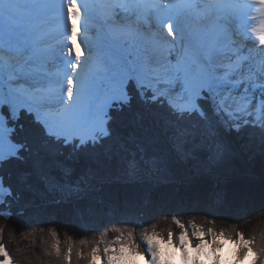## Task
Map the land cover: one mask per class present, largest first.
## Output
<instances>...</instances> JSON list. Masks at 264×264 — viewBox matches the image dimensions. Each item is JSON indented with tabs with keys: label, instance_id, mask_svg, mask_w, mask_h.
Returning <instances> with one entry per match:
<instances>
[{
	"label": "trees",
	"instance_id": "trees-1",
	"mask_svg": "<svg viewBox=\"0 0 264 264\" xmlns=\"http://www.w3.org/2000/svg\"><path fill=\"white\" fill-rule=\"evenodd\" d=\"M137 85L132 75L126 78L125 101L110 103L105 115L106 136L81 146L78 140L66 143L48 135L28 109L21 107L12 115L8 102L3 103L10 139L21 149L0 163V185L7 192L0 202V261L90 264V251L113 241L109 227H129L125 220L109 221L108 228L97 219L89 221L90 214L97 217L100 203L108 218H134L144 211L140 201L154 206L186 184L192 193L181 200L194 206L222 194L237 213L238 233L249 242L254 264H264V233L256 237L242 229L250 228L243 223L246 208L264 209V128L251 122L236 127L223 113L227 132L213 115L205 90L196 95L200 112L188 113L177 111L165 98L154 99L142 83ZM90 162L98 165L95 171L87 168ZM88 183L91 188L86 190L83 185ZM94 189L103 191L100 202L88 201ZM128 203L137 212L126 209ZM122 206L121 215L112 212ZM197 211L195 223L208 229ZM25 218L28 223H20ZM189 219L177 217L184 226ZM177 220L174 216L163 227H157L158 221L146 227L162 234L160 228H174ZM21 225L31 228L26 237ZM89 228L90 237L85 235Z\"/></svg>",
	"mask_w": 264,
	"mask_h": 264
},
{
	"label": "rangeland",
	"instance_id": "rangeland-1",
	"mask_svg": "<svg viewBox=\"0 0 264 264\" xmlns=\"http://www.w3.org/2000/svg\"><path fill=\"white\" fill-rule=\"evenodd\" d=\"M229 1L231 2V0ZM151 2L154 4L152 10L144 8L145 10L142 11L145 12L147 16H145L144 20L139 22L130 21L132 14L137 15V13L132 10V13L130 12L129 14L130 18L127 20L128 17H126L127 13L125 11L126 1H124L125 6H117V4L114 3L111 9L108 10L110 18L108 20L107 30H104V35L102 34L103 42L101 41V45L97 48V53L95 51L94 54L88 57L91 64L98 65L102 68V75L95 80L92 76L87 74L86 79L82 80L83 89L89 95L87 106L89 108L90 117L87 121L81 117L82 115H80L77 110L74 111L72 115L68 116L69 119V117L74 115L76 120L73 122H68L62 126V123L59 124L54 121L55 119H60L63 111H65V106H60L59 103V101L63 100V97L60 96L58 99H47L49 95L52 94V92L50 94L48 93V87L52 90V86H46V90L43 86H40L42 88L39 92H46V95L44 97L38 96V86H36V88H30L29 86H32V84L29 85L28 82L30 73H38L37 71L33 70L32 72L31 69L30 73L25 74L21 79L20 76L23 75V71H19V69L15 68V66L20 64V61L6 62L7 60H0V163L10 157H16L18 151L21 149L19 145L17 146L14 144L13 139H10L12 129L8 127L6 117L1 114L2 112L8 115L6 107L2 106L3 103L6 101L8 102V108L12 115L17 114V111L21 107L28 109L32 115L36 117V121L44 124L45 131L48 135L54 136L57 139H64L66 143H70L72 140H78L79 146H81L87 143L97 142L100 138L106 136L107 119L105 115L108 113L110 103L125 101L124 84L126 83V78L131 75L133 78L135 77L138 84L137 86H140L142 83L155 96L154 99L159 97L165 98L177 111L188 113L195 111L200 112L196 95L197 92L202 89L209 94L213 115L217 117L219 123L220 120L215 114V112L218 113V109L226 114L228 118L235 123L236 127L241 126L245 122H251L264 128V45H260L255 38L256 41H252L255 33H251V31L249 33L247 29L252 28V30H255L253 29L255 25L247 18L242 19V14L238 15V17H241L240 20H237V17H232L230 15L234 13L231 9H226V7L223 9L221 8L224 13L220 16L224 18L225 21H220L214 26L212 25V32L214 33V30L218 27L216 44H225L224 49L226 50V55L234 56V59H239L230 62L229 66L226 67L227 75L231 79L230 82L222 80V64L224 61L221 58L223 57V53L220 54V52H217L216 59L221 64L220 68L215 64H213V67L209 66L207 77L201 75L199 80L196 73L198 65H195L194 59L189 57L187 66L188 71L187 73H182L187 78L184 82L185 84L179 86L180 82L177 84L174 83L175 80H173L171 84H174L171 86L167 81H162L155 77V75L150 74L145 61L146 55L148 51H150L148 47L157 46V52L165 54L166 59L168 58L165 62H168L167 67H169V69H175L177 64H180L178 60L170 61L169 58L171 56L177 59L179 56L178 51L180 50L179 52H182L183 48H181L180 44L177 45L175 38L169 34L167 30H163L165 28L163 19L168 10L166 0H152ZM232 3L235 5L231 8L240 7L237 6L239 5V0H232ZM29 5L32 7L31 2L26 5V7H29ZM106 5L107 6H97V8H108L107 3ZM197 6L199 10V5ZM94 8L95 7L91 10H94ZM159 9H161V11L165 10L162 12L165 15H163ZM187 9H189V7ZM146 10L148 11L146 12ZM227 10H229V12H227ZM202 11L203 8L201 12L198 11L196 14H194V11H186V15L192 20H188V23L184 20V23L188 25V27L192 26V28H195L198 26L199 28V26H201L199 22L204 19L201 17L203 16ZM209 12L211 11H208V13ZM140 18L141 17H139V19ZM207 22L210 23V21ZM207 22L203 21L202 26L210 28L211 24ZM106 23L107 21L103 22L104 26H106ZM134 24L137 26H134ZM114 27L117 29H113ZM49 28V23L42 28V30L45 31L43 39L48 38L47 32ZM15 29L17 30L16 35L20 38H23L27 33L24 26ZM118 29L122 30L119 31V33L126 32L125 35L127 36L134 33L133 42L128 38H124L125 35L119 37L117 35ZM56 30V27L50 30L53 34L49 35H54V31ZM92 30L93 29H91V31ZM189 32L190 35L192 31ZM115 34L116 38L113 37ZM177 34L185 36L187 31L179 30ZM65 35H67V33ZM39 36L40 35H38V37ZM227 37L230 39L227 40ZM87 38L91 39L92 37L90 36ZM63 41H54L49 45L45 43L44 47L40 46L39 48L40 50L43 49V54L47 52H50L51 55L53 54L52 56H54L56 60L52 69L43 70L47 76L42 82L44 84V82L46 83L50 81L51 78L56 77L60 81V90L57 88L55 89L60 91V94H63L62 91L67 93L71 91V87H69V92L68 89H64V87L68 86V84L65 86L64 82L68 79L71 81V78L65 75V65L69 61L70 54L68 43L65 42L66 40ZM255 42L260 46H253L252 43L257 45ZM28 44L29 41H25V51L27 52L30 47ZM235 50H238V52L235 53ZM1 56L3 57V55L0 54V58ZM14 60L16 59L14 58ZM72 60L73 58L71 59V63H73ZM234 68H240V76L237 74L238 69L235 70ZM81 71L82 68L80 67L79 72ZM243 74H245V78H241ZM246 76H248V79H246ZM22 83L25 85L24 89L20 87ZM69 125H74L76 129L67 128ZM208 126H210L209 123ZM96 165V163L90 162L87 168L95 171L98 166ZM90 166H92V169H90ZM36 175H38V173H36ZM90 181L91 179L89 183ZM89 183L83 185L86 190L91 188ZM95 183L97 182L91 184L93 185ZM184 185L185 186H182V188H179L180 190H178V193L168 194L164 200H160L154 206H152V203L146 202L145 200L140 201L139 205L144 208L142 212L145 214L135 213L134 218L127 214L123 215L122 220H117L115 217L108 218L107 211L101 212L103 205L100 203L99 212H95L97 217L90 214L88 216L89 221L97 219L103 222V225L108 228L109 221L122 222L125 220V223L128 224L129 227H109L110 236L114 238L113 241L102 244V247H98V250H91V258L89 259V262L91 261L90 264H128L133 260H136L137 264H218L222 249H216L214 247L215 242H227L230 245H234L236 248L239 245L242 246L247 252V260L244 264H254L255 260L250 251L249 242H247L244 235L238 233L237 213L229 209L222 194L219 192L215 193L208 199L207 203L194 206L192 203L184 201L188 200L187 196L192 193L191 186ZM106 187L105 185L102 189ZM102 193L103 191L98 189L95 191L94 189L89 193L87 197L89 198L88 201L100 202L101 198L99 195ZM6 194V190L0 185V202ZM182 198H184V200H181ZM90 204L85 205V207ZM123 206H126V204ZM123 206L121 208L122 210H118L117 207L115 212H112L121 215ZM129 208H134L137 212L136 208L130 204L126 209ZM194 208H197L198 211H196L201 215L198 217L206 221L203 224L209 225V227H207L208 229L204 230L195 223L196 211ZM243 212L245 213L243 223L250 228L242 229L249 235L254 234L256 237L262 236L264 233V209L246 208ZM76 214H79V211H77ZM174 216H176V220L178 216L182 218L188 216V218L191 217V219L186 222L188 223L186 226L182 225V222L177 220L178 224L174 226V228H167L166 230L160 228L164 231L162 234H159L156 228L151 229L146 227H152V224H155L156 221L160 223L157 227H163L162 223L167 222L166 225H168V223L170 224L171 219L173 222ZM26 218H29V216ZM26 218L20 223H28L29 219L26 220ZM42 219L45 218L43 217ZM169 219L170 222H168ZM26 225H21L23 237L31 233V228H24ZM205 225H203L204 228ZM92 233L93 228H89L85 235L90 237ZM187 245L196 252L194 255L189 257L184 256L183 252ZM99 249L102 250V253ZM226 254L227 252L224 253L225 260H228L229 257H227ZM0 264L13 263L8 260L0 261Z\"/></svg>",
	"mask_w": 264,
	"mask_h": 264
},
{
	"label": "bare ground",
	"instance_id": "bare-ground-1",
	"mask_svg": "<svg viewBox=\"0 0 264 264\" xmlns=\"http://www.w3.org/2000/svg\"><path fill=\"white\" fill-rule=\"evenodd\" d=\"M124 1L127 3H125L126 6L124 5ZM151 1L152 0H0V54L3 55L0 60H7L6 62L20 61V64L15 66V68L19 69V71H23V75L20 76L21 79L25 74L30 73L31 69L32 72L33 70L37 71L38 73H30L29 80H27L29 85L32 84V86H29L30 88H36V86H38V96L44 97L46 95V92H39L42 88L40 86H43L45 90L46 86H52V90L48 87V93L50 94L52 92V94L49 95L47 99H58L60 96L63 97V100L59 101V103L60 106H65V111L67 112L63 111L64 114L62 113V117L60 119H55L54 121L59 124L62 123V126L68 122H73L76 120L74 115L72 116L73 118L69 117V119L68 116L72 115L76 110L82 115L81 117L87 121L90 117L89 108L87 106L89 95L83 89L82 80L86 79L87 74L92 76L95 80L102 75V68L98 65L91 64L88 57L94 54L95 51L97 53V48L101 45V41L103 42L102 34L104 35V30H107L108 20L110 18L108 10L111 9V6L114 3L117 4V6L124 5L127 13L126 17H128L127 20H129V14L132 10L135 11L137 15L132 14L130 21L139 22L144 20L145 16H147V14L143 12L145 9L148 8L149 10H152L154 4ZM30 2L32 7H30V5L29 7H26ZM166 2V6L168 7L166 15L162 13L165 10L161 11V9H159L160 12L165 15V18L163 19V25H165V28L163 30H167L168 33L175 38L177 45L180 44L183 50L182 52H179L180 50L178 51L179 56L177 59H175L176 57L170 56V61L178 60L180 64H177L175 69H169V67H167L168 62H165V60L168 59H166L165 54L157 52V46L148 47L150 51H148L145 61L149 72L162 81H167V83L171 84V82L175 80L174 83L178 84L180 82L179 86L182 84L184 85L187 78L182 73H187L188 71L187 66L189 57L194 59L195 65H198V70L196 72L198 79L200 80L201 75L207 77L209 66L213 67V64H215L219 68L221 67V64L216 59V53L220 52V54L223 53L221 59L224 61L222 64V80L230 82L231 79L227 75L226 67L229 66L230 62L239 59H234V56L226 55V50L224 49L225 44H216L218 27L214 30V33L212 32V27L215 24H218L220 21H225L224 18H221L220 16L224 13L222 11L224 7H226V9H231L235 14L231 13L230 15L232 17H237V20H240L241 16L242 19H249L250 22L255 25L253 28L255 30L247 28L249 33L250 31L251 33H255V36L252 34V41L257 40L260 45H264V0H239V5L237 6L240 7L237 8H231L235 5L232 3V0L231 2L229 0H166ZM106 3L108 4V8H97V6L101 5L107 6ZM197 5H199L201 10L203 8V16L201 17L204 18L203 21L205 22L210 21V23L207 22L211 24L210 28L203 27L202 20L199 22L201 24L199 28L198 26L195 28H192V26L188 27V25L184 23V20H186L187 23L188 20H192L186 15V11H194V14L198 11L201 12L200 9L198 10ZM93 7H95L94 10H91ZM188 7L189 9H187ZM147 11L148 10H146V12ZM208 11L211 12L208 13ZM227 12H229V10H227ZM240 14L242 15L238 17ZM139 17L141 18L139 19ZM105 21H107L106 26L103 24ZM47 23H49L50 28L53 29L56 27L57 30L54 31V35H49L53 34L52 31H50L52 29L49 28L50 30L48 29L47 32L48 38L43 39L45 31H43L42 28L45 27ZM22 26H24L27 33L23 38H20L16 35L17 30L15 28H21ZM134 26L137 25L134 24ZM91 29L93 30L91 31ZM113 29L117 28L114 27ZM179 30H186L187 34L185 36L177 34V31ZM119 31L122 30H117V35L119 37H123L126 34V32L119 33ZM189 31H192L190 35ZM66 33L67 35H65ZM38 35L40 36L38 37ZM90 36L92 37L91 39L87 38ZM113 37L116 38V34ZM124 38H128L132 41L134 33H131V35L128 36L125 35ZM229 39L230 38L227 37V40ZM63 40H66L65 42L68 43L70 54L69 61L67 60L68 63L65 65V75L71 78V81L70 79L67 81L64 79L65 86L68 84L64 89H68L69 92V87H71V91L69 93L62 91L63 94H60V91L55 89H59L60 87V81L56 77L51 78V80L46 83L44 82V84L42 82L47 76L43 70L46 71L52 69L56 60L54 56H52L53 54L51 55L50 52L47 51V53L43 54V49L40 50L39 48L40 46L44 47L45 43L49 45L54 41L60 42ZM25 41H29L28 45L30 47L28 52L25 51ZM110 43L112 44L111 41ZM252 44L253 46H260L257 43V45L254 43ZM237 52L238 50H235V53ZM14 58L16 60H14ZM72 58L73 63H71ZM80 67L82 68L81 72H79ZM240 68H234L235 70L238 69V76H240ZM244 75L245 74H243V77L241 76V78H245ZM247 77L248 76H246V79H248ZM173 84H171V86ZM20 87L21 89H24L25 85L22 83L20 84ZM221 114L223 116L222 111ZM67 128L76 129L74 125H69ZM214 245L216 249H222L218 264L246 263L247 252L242 246L239 245L236 248L234 245H230L227 242H215ZM225 252H227V257H229L228 260H225ZM195 253L196 252L188 245L183 252L185 257H189ZM128 264H137V262L136 260H133Z\"/></svg>",
	"mask_w": 264,
	"mask_h": 264
},
{
	"label": "water",
	"instance_id": "water-1",
	"mask_svg": "<svg viewBox=\"0 0 264 264\" xmlns=\"http://www.w3.org/2000/svg\"><path fill=\"white\" fill-rule=\"evenodd\" d=\"M218 113L215 112V114L218 116L219 120H220V123L222 125V127L227 131L229 132L230 131V128L228 127L227 123L224 121V118L221 114V111L218 109L217 110Z\"/></svg>",
	"mask_w": 264,
	"mask_h": 264
}]
</instances>
